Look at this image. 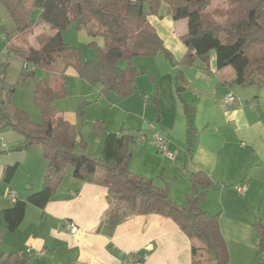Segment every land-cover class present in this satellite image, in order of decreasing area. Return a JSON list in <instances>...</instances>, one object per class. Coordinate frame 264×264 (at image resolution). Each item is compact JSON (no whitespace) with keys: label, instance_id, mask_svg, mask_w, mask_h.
<instances>
[{"label":"crops","instance_id":"crops-1","mask_svg":"<svg viewBox=\"0 0 264 264\" xmlns=\"http://www.w3.org/2000/svg\"><path fill=\"white\" fill-rule=\"evenodd\" d=\"M150 22L163 39L170 56L182 60L187 50L180 37L186 32L187 22L174 21L168 14L150 17ZM159 57L160 54L153 58L158 61L157 65L148 69H144L143 62L135 64L140 76L150 75L155 87L152 93L145 95L149 104L145 103L146 106L134 112L111 108L100 100L94 103L91 98L98 91L89 88L74 68L67 69V78L81 80L85 96L72 110H66L61 104H57L56 108L83 136L86 149L82 151L78 148V152L116 164L122 136H134L135 142L130 146L131 172L152 179L180 206L186 204L187 196L192 192L190 174L205 173L212 186L200 206L201 210L219 216L220 230L226 240L258 248L259 236L253 216L258 220L260 213L247 212L246 205L257 195L264 194L261 187L264 181V150H260L258 141V137H264L262 105L260 102H255L252 108L248 105V88H238L232 80L226 85L221 83L215 75L216 56L213 52L209 69L199 68L194 74L195 83L178 77L173 86L170 85L171 73L165 67L162 69ZM140 76L137 82L141 81ZM179 84L186 89L188 85L192 86V90L202 98L197 101L195 97L192 103L180 102L171 91ZM140 87L136 89L139 95L144 92ZM153 93H156L154 102ZM99 95L105 96L101 90ZM228 95L236 96L238 101L230 105L221 104L220 99ZM92 104L96 107L94 115L90 113ZM151 106L159 118L157 129L169 140V149L177 152L174 160L137 139L136 133L142 126L151 123L147 119ZM187 107L192 109L187 111ZM115 111L127 114L112 123L111 114ZM128 114L132 115L129 120L126 119ZM134 120L140 123L138 127L130 126ZM22 143L19 134L11 130L0 131V184L4 182L7 166L16 163L27 165L28 162L33 166L22 184H13L12 181L6 194L0 195V263L15 254L26 259L25 264H124L125 256L135 252L142 255L144 264H192L191 242L171 219L159 215L136 216L120 224L109 236L108 229L102 224L110 206L108 190L88 181H76L73 173L69 178L67 168L64 182L45 208L28 205L20 228L14 233L5 231L1 211L12 206L9 195L25 200L32 192L44 187V178L50 171L43 149L40 146L24 149ZM21 147L22 150H19ZM245 183V192L236 193L235 187ZM232 195H235L234 200L230 199ZM66 221L78 227L75 234L65 227ZM40 251L45 254L36 256Z\"/></svg>","mask_w":264,"mask_h":264},{"label":"trees","instance_id":"trees-1","mask_svg":"<svg viewBox=\"0 0 264 264\" xmlns=\"http://www.w3.org/2000/svg\"><path fill=\"white\" fill-rule=\"evenodd\" d=\"M219 1L0 0L15 24V38L25 35L38 23H45L55 31L51 36H41L38 49L15 42L9 45L8 52L23 61L20 81L34 77L37 68L50 70L58 60L62 65L51 80L37 84L34 101L43 116L41 124L33 122L25 111L3 103V91H0V131L19 134L24 149L40 146L50 169L41 190L32 192L25 200L16 199L10 208L1 211L5 231L14 233L20 228L28 205L44 209L56 196L65 180L66 168L71 166L74 180L88 181L108 190L110 206L102 224L109 236L130 218L159 215L173 220L187 235L192 247V264H229L219 216L209 215L200 208L212 186L208 175L191 173L192 192L184 206L177 205L152 179L131 172L130 146L135 142L134 136H122L116 164L92 158L78 152V148L86 149L83 136L55 107L69 95L66 71L71 67L80 79L101 85L103 95L115 94L119 101L131 97L140 76L133 60L154 58L167 52L163 39L150 22L152 15H159L163 3L174 21L187 22L186 32L180 37L187 50L182 64L192 66L203 61L208 64V70L210 55L215 52V75L221 83L226 85L232 80L239 86L256 83L264 86V0ZM214 2L219 4L207 12ZM147 4L149 14L145 11ZM34 10L40 11L36 20L32 18ZM72 24L91 37L104 38V47L98 49L96 60L86 62L80 49L66 44L62 33ZM123 60L127 62L124 69L119 66ZM179 79L184 80L182 74ZM9 92L12 93L13 88ZM189 109L192 108L187 107V111ZM81 114L84 117L83 111ZM18 169L19 163L7 166L4 183L10 184ZM254 226L259 236V251L263 253L264 225L257 222ZM25 263L26 259L12 254L0 264Z\"/></svg>","mask_w":264,"mask_h":264},{"label":"rangeland","instance_id":"rangeland-1","mask_svg":"<svg viewBox=\"0 0 264 264\" xmlns=\"http://www.w3.org/2000/svg\"><path fill=\"white\" fill-rule=\"evenodd\" d=\"M220 1L222 2V0ZM218 4H219L218 2L212 3L208 7L207 12H210V10L212 11V9L216 8L215 6H217ZM145 11L148 14L150 13V7L148 4L145 6ZM166 14H167V5L163 3L160 7V13L156 17L165 16ZM39 16H40V11L34 10L32 13V18L36 20L39 18ZM153 16L155 17V15H152L151 17ZM183 21L185 22V20ZM15 30H16L15 24L12 21L5 5L0 2V91H3L1 95V99L3 103L9 104L14 108L25 111L30 116L33 122L41 124L43 122V116L40 109L37 107L34 101V94L37 88V84L45 79L51 80L53 74L58 72L59 69L61 68L62 66L61 61L58 60L57 63H55V65L50 70L37 68L35 70L34 77H29L26 81L22 82L20 81V75L23 69V61L19 57L13 55L12 53H9L8 47L10 44L15 42L20 45H29L33 48L38 49L40 48L42 42L41 36L42 37L51 36L54 34L55 31L52 30L49 27V25L45 23H38L31 31H29L25 35L18 36L15 38ZM62 34L66 44H68L70 47L80 49L82 57L86 62L96 60L98 57V49H102L104 47V38L101 35L91 37L85 31L79 30L74 24H72L70 27L64 30ZM166 53H169V51L161 53L158 60L160 62V66L162 67V69H164L165 67L167 68L166 70L171 73V77H172V80L170 82L171 86H173V84L176 83V78H178L180 74L183 75L185 81L190 83L192 82L194 78V74L197 72L199 68L207 69L208 67V64L204 63L203 61H198L196 64L191 66V65L182 64L180 59L177 60L176 58L173 59L171 57L172 60H169L166 58ZM137 61L143 62L144 69H148L149 67L156 66L157 65L156 62H158L155 61V59L153 58L136 57L133 60V64L135 65ZM119 66L124 69L127 66V62L124 60L120 61ZM141 76L139 79L141 81L138 80L139 82H137L136 84L134 94H132L131 97H129L124 101H119L118 97L115 94L109 95L108 96L109 98L105 96L101 97L99 95V90H101L102 88L101 85L95 86L86 81L85 82L89 88H93V90L98 91L97 94L94 96V98H91L94 99L93 100L94 103H96L95 101L100 100L106 103L108 106H111V108H121L122 110H126V111L129 110L134 112V111H139L143 106H146L145 103L149 104V100L148 98H145V95L148 93H152L155 87V83L151 80L150 75H143L142 77ZM4 84L9 86L10 89L13 88V92L10 93L9 92L10 90L8 91L3 90ZM140 86L144 89V92L141 95H139V92L136 90ZM236 86L244 90L245 88H248V90H250L248 93L250 96V99L247 100L248 103L260 102V105H262L264 109V86L261 83H256L252 86H244V87L239 85ZM178 89H186V87H184L182 84H179V86L174 87V89L171 90L176 94L180 102L184 100L186 102L188 101L189 103H192L195 97L197 98V101L200 98H202L201 96H199L198 92L192 90V86L190 85L187 86L186 90L177 92ZM68 91H69L68 97L61 101H58V103L55 104V107L57 104H61V106H63L66 110H72L78 107L81 98H84L85 96L83 94L81 80L78 78L72 79V77L68 78ZM179 95H181V99L179 98ZM155 97H156V93H153V97H152L153 102L155 101ZM92 105L94 106H90L92 108L90 109V113L91 115H94L96 113V107L95 104ZM152 106L151 108H148V110L151 111V114L147 116V119L151 123L144 124L142 126L143 128H141V130L139 131L140 133L146 132L149 136H152L153 134L162 135L161 132H159V130L157 129L159 127L158 124L159 118ZM126 114L127 113H122L121 111H115L114 114H111L113 120L112 123L116 122V119L120 118V116ZM108 116H110V114ZM131 116H132L131 114H128L126 119L129 120ZM138 125H140V123L136 120L130 122L131 127H138ZM258 141L260 145V150L261 151L264 150V137L262 136L258 137ZM32 168L33 166L31 165V162H28L27 165L20 164L19 169L13 179V184H22L26 180L27 176H29V174L31 173ZM72 173H73V168L71 166H68L67 167L68 177L69 176L71 177ZM263 180H264V174H263ZM10 186L11 185L2 182L0 184V195L2 193L6 194ZM261 187L264 188V181ZM230 189L234 190V188L232 187ZM234 197L235 195H232L230 199L234 200ZM246 206L248 208L247 212L252 211L253 214H255L254 212L260 213L257 215L258 220H256L255 216H253V223L255 224L258 222L264 225V194L261 196L257 195L254 200H249ZM244 212L245 211H241V213ZM225 241L229 254V264H264V252L260 253L259 244H258V248L254 249L245 246L244 244L241 243H236L232 241L229 242L226 239Z\"/></svg>","mask_w":264,"mask_h":264},{"label":"built area","instance_id":"built-area-1","mask_svg":"<svg viewBox=\"0 0 264 264\" xmlns=\"http://www.w3.org/2000/svg\"><path fill=\"white\" fill-rule=\"evenodd\" d=\"M238 101V98H236L234 95H228L226 97H223L220 99V103L223 105H230L233 103H236ZM251 108L255 107V103H249L248 104ZM137 139L141 143H145L149 146L155 147L159 152H161L163 155H165L167 158L174 160L177 156V152H172L169 149V140L160 134H153L152 136H149L146 132L138 133ZM244 146V144H242ZM247 183L244 185L236 186V190L239 194H243L245 192ZM12 202L16 201V196L14 194L9 195ZM65 227L73 234H75L78 231V227L73 224L72 222L66 221ZM45 254L44 251L37 252L36 256L40 257ZM124 264H144V260L142 255L139 253H129L124 258Z\"/></svg>","mask_w":264,"mask_h":264},{"label":"water","instance_id":"water-1","mask_svg":"<svg viewBox=\"0 0 264 264\" xmlns=\"http://www.w3.org/2000/svg\"><path fill=\"white\" fill-rule=\"evenodd\" d=\"M166 58L167 59H169V60H172V58H171V56H170V53H166ZM174 64H176V63H174ZM3 90H5V91H8V90H10V88H9V86H7V85H3ZM184 89H182V90H178V92L179 91H183ZM19 150H22V147L21 148H19Z\"/></svg>","mask_w":264,"mask_h":264}]
</instances>
